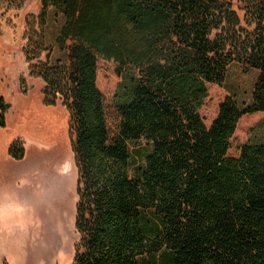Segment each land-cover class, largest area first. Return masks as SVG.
Returning a JSON list of instances; mask_svg holds the SVG:
<instances>
[{
  "label": "trees",
  "instance_id": "obj_1",
  "mask_svg": "<svg viewBox=\"0 0 264 264\" xmlns=\"http://www.w3.org/2000/svg\"><path fill=\"white\" fill-rule=\"evenodd\" d=\"M51 11L67 64L39 60L43 35L27 58L44 104L70 113L73 264H264V143L230 155L241 119L264 114V0H41L42 32ZM100 57L122 79L116 136ZM233 64L257 72L251 100L227 97L208 126L209 85ZM9 155L24 158L16 140Z\"/></svg>",
  "mask_w": 264,
  "mask_h": 264
},
{
  "label": "rangeland",
  "instance_id": "obj_2",
  "mask_svg": "<svg viewBox=\"0 0 264 264\" xmlns=\"http://www.w3.org/2000/svg\"><path fill=\"white\" fill-rule=\"evenodd\" d=\"M40 13L41 0H25L21 5L0 0V99L9 106L6 127H0V175L20 183L22 197L15 198L18 205L26 207L31 196L37 198L40 219L33 223L32 238L46 235L55 243L54 254L66 256L59 264H73L79 239L75 228L79 169L70 135V113L61 103L56 107L44 104L45 84L30 74L31 64L38 60L31 63L27 58L41 35L43 50L37 53L40 61L61 60L67 64L68 52L56 41L60 17L51 11L42 32ZM256 78L257 72L247 73L241 65L233 64L223 85H209V97L201 109L206 124H212L220 104L229 96L249 103ZM97 83L106 98L111 133L116 136L120 123L116 96L122 79L114 61L99 58ZM15 140L24 152L20 161L9 155ZM250 143H264L263 113L241 119L230 155L238 156L241 147ZM130 148L135 150L137 146L131 143ZM51 259L52 255L49 264ZM5 261L11 264L10 258H4L1 264Z\"/></svg>",
  "mask_w": 264,
  "mask_h": 264
},
{
  "label": "crops",
  "instance_id": "obj_3",
  "mask_svg": "<svg viewBox=\"0 0 264 264\" xmlns=\"http://www.w3.org/2000/svg\"><path fill=\"white\" fill-rule=\"evenodd\" d=\"M20 183L0 175V264L10 258L11 264H52L64 262L66 256L58 252L54 254L55 243L46 235L31 236L33 223L39 217L37 198L30 199L24 207L18 205L16 196L22 197ZM26 217L24 218V215Z\"/></svg>",
  "mask_w": 264,
  "mask_h": 264
},
{
  "label": "water",
  "instance_id": "obj_4",
  "mask_svg": "<svg viewBox=\"0 0 264 264\" xmlns=\"http://www.w3.org/2000/svg\"><path fill=\"white\" fill-rule=\"evenodd\" d=\"M1 100V99H0Z\"/></svg>",
  "mask_w": 264,
  "mask_h": 264
}]
</instances>
